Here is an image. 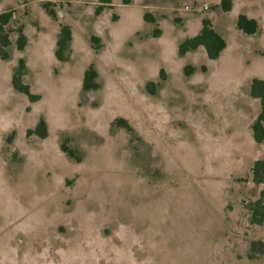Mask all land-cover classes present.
<instances>
[{"label":"rangeland","instance_id":"rangeland-1","mask_svg":"<svg viewBox=\"0 0 264 264\" xmlns=\"http://www.w3.org/2000/svg\"><path fill=\"white\" fill-rule=\"evenodd\" d=\"M96 9L0 0L27 37L21 51L14 32L0 58V264H264V224L249 208L262 189L251 174L264 143L253 137L261 108L250 89L264 79V0L229 11L221 0ZM241 15L259 21L256 34L238 29ZM203 19L226 49L217 60L202 48L180 56ZM62 24L73 30L66 61L55 56ZM21 58L32 96L12 84ZM91 65L100 87L87 91ZM41 119L47 138L29 134Z\"/></svg>","mask_w":264,"mask_h":264},{"label":"trees","instance_id":"trees-1","mask_svg":"<svg viewBox=\"0 0 264 264\" xmlns=\"http://www.w3.org/2000/svg\"><path fill=\"white\" fill-rule=\"evenodd\" d=\"M97 2L96 12L100 14L104 9H112L113 0H95ZM125 4L132 3V0H123ZM234 0H221L222 7L225 11L231 10ZM44 8L53 19L57 20L58 14L55 9L51 7V3H46ZM117 20V16L113 15ZM145 20L155 22L154 17L149 13H145ZM16 14L15 10H7L0 13V58L2 60H8L10 53L8 48L11 46V36L14 32L18 34L16 44L18 49L24 51L27 46V37L24 32V27L19 25L14 27ZM201 31L190 38L185 39L179 44L178 53L180 56H185L191 51L204 49L207 56L211 60H217L222 52L227 47L226 40L214 29L211 20L203 19ZM238 29L246 34L253 35L259 31V22L254 18L241 15L238 19ZM160 33L156 31L155 35ZM73 41V30L68 24H62L60 32L56 41L55 56L60 61H66L71 52V46ZM93 41L99 42L97 37H93ZM98 49V48H97ZM196 71V68L192 65H188L185 69L187 75H192ZM162 76H165L164 70L161 71ZM26 75V63L24 59H20L17 69L12 75V84L16 90L31 95L29 85L24 83V77ZM149 85L155 86L154 82ZM98 72L94 65H91L85 72L83 88L84 90L91 91L99 89ZM250 94L253 98L258 99L260 102V113L252 125V133L254 140L258 144L264 143V79L255 78L251 83ZM116 124L120 127L127 128L131 131V127L125 119H119ZM37 134L41 138H47L48 125L44 119H41L36 126V129L30 130L29 134ZM64 152L67 151L65 145H62ZM74 156L73 153H69ZM252 180L257 185L262 186L259 198L249 204L251 210V222L253 224H264V158L256 160L251 168ZM263 243H260L262 245Z\"/></svg>","mask_w":264,"mask_h":264},{"label":"built area","instance_id":"built-area-1","mask_svg":"<svg viewBox=\"0 0 264 264\" xmlns=\"http://www.w3.org/2000/svg\"><path fill=\"white\" fill-rule=\"evenodd\" d=\"M209 4H205L202 8H201V10H208L209 9ZM185 10H189V8L188 7H185Z\"/></svg>","mask_w":264,"mask_h":264},{"label":"crops","instance_id":"crops-1","mask_svg":"<svg viewBox=\"0 0 264 264\" xmlns=\"http://www.w3.org/2000/svg\"><path fill=\"white\" fill-rule=\"evenodd\" d=\"M255 19V18H254ZM257 20V19H256ZM258 21V20H257ZM259 22V21H258Z\"/></svg>","mask_w":264,"mask_h":264}]
</instances>
